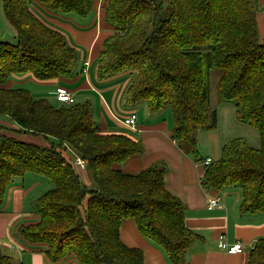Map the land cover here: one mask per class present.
<instances>
[{
	"label": "trees",
	"instance_id": "trees-1",
	"mask_svg": "<svg viewBox=\"0 0 264 264\" xmlns=\"http://www.w3.org/2000/svg\"><path fill=\"white\" fill-rule=\"evenodd\" d=\"M98 1L3 0L17 44L0 42V116L18 127L17 134L42 137L50 146L6 136L11 128L0 125V206L14 178L37 175L51 188L34 202L39 221L21 226L17 234L30 246L45 247L49 262L73 256L79 264H145L142 250L121 241L123 223L133 221L170 264H187L189 249L201 237L187 228L185 205L165 186L167 168L155 165L138 174L119 169L144 153L141 141L102 133L89 103L55 108L28 90L6 88L15 75L51 81L75 73L77 50L31 5L52 15L88 18ZM102 4L114 34L104 41L98 77L134 75L127 104H146L151 114L169 108L173 140L195 159L200 158L197 134L218 128L210 74L220 70L219 98L234 104L238 122L258 133L259 147L243 138L225 144L220 160L205 167L202 186L205 191L238 188L241 214L264 213V44L258 0H169L166 10L164 0ZM69 150L85 162L88 185L77 172V159L64 154ZM0 264L15 261L0 250ZM247 264H264V239L256 242Z\"/></svg>",
	"mask_w": 264,
	"mask_h": 264
},
{
	"label": "crops",
	"instance_id": "crops-1",
	"mask_svg": "<svg viewBox=\"0 0 264 264\" xmlns=\"http://www.w3.org/2000/svg\"><path fill=\"white\" fill-rule=\"evenodd\" d=\"M258 4L259 38L264 44V0H258ZM93 14L94 19L85 24H80L71 15L50 14L49 18L45 19V24L49 27L58 28V31L62 32L65 37L69 36L74 46L83 45L84 53L77 59V68H75L73 77L38 81L30 75L40 84H34L35 91L30 89L28 91L32 96L33 94L38 96V100L50 101L53 98L55 101L59 89H65L72 93L76 104L89 103L92 113L93 109L97 111L99 119L94 115L93 117L102 133L126 134L136 141H141L144 153L121 165L119 169L123 172L138 174L155 165H164L167 168L165 186L185 205L187 228L201 237L187 253L188 264H247L249 254L256 242L264 239V213L241 214L242 193L238 188L224 191L204 190L202 180L206 169L203 161L206 158L217 161L219 158L200 155L199 159H195L179 148L173 140V116L166 110L151 114L146 104L141 107H138L140 104L128 105L126 92L134 75L119 74L104 80L98 77V58L103 50L104 41L114 32L104 20L101 0L95 6ZM86 69L88 71L83 72ZM28 75H18L14 82H8L6 88L14 89L15 86L27 82L34 83ZM96 80L101 83L97 84L98 87L95 85ZM120 92H122V96L119 101ZM132 115L137 116L136 131L130 130L122 124L123 120ZM8 126L18 130L15 125ZM25 138L28 139L22 141L41 144V142L30 141L29 138L35 137L25 136ZM218 143L221 144L219 139ZM41 146H45V144ZM253 146L258 148L259 142ZM222 147L220 145L219 149L217 148L214 152H219ZM199 160L202 161L199 162ZM26 177H22L21 180L13 179L7 190L4 203L0 206V250L3 254L13 258L15 264H53L44 254L45 247L30 246L17 234V230L21 226L39 221V215L31 214L29 210L42 195L34 198L35 200L32 199L29 193L32 192L31 188L38 187V184L35 183L27 190ZM84 180V183L88 185L89 180L86 178ZM214 197H219L221 203L213 210H209V201ZM120 235L125 246L143 251L145 264H170L165 252L141 236L133 221L123 223ZM221 236L225 238L228 245L240 242L243 245V252L234 254L220 249L218 240ZM56 264H79V262L75 257L70 256Z\"/></svg>",
	"mask_w": 264,
	"mask_h": 264
},
{
	"label": "rangeland",
	"instance_id": "rangeland-1",
	"mask_svg": "<svg viewBox=\"0 0 264 264\" xmlns=\"http://www.w3.org/2000/svg\"><path fill=\"white\" fill-rule=\"evenodd\" d=\"M104 2V1H103ZM164 10H166L169 7V0H164ZM103 7V4L101 5ZM31 11L35 13L44 23L45 19L49 18L50 14L46 12H42L36 5H31ZM52 16V15H51ZM94 14L92 17L88 18H79L76 16L72 15V18L76 19L77 22L80 24H85L86 22L89 23L90 20H93ZM60 18V17H57ZM51 27V26H50ZM54 29L55 27H52ZM68 37V39H67ZM66 39L69 43L70 46L74 47L77 50L78 57H80L81 54L84 53V47L83 45H77L74 46V44L71 42L69 36H67ZM0 42L4 43H9L11 45H16L17 44V38H16V31L15 29L7 22L5 15H4V10H3V0H0ZM77 68V66H76ZM93 75V73H92ZM18 75H15L11 77V79L8 82H14ZM29 78H32L34 83H26V84H21L18 86H15L14 88H22L25 90H34V84H40L38 81L33 79L30 75H28ZM221 77V72L219 69H213L210 74V95H211V103H212V109H215L218 112V128L214 132H208V131H202L199 132L198 139H199V151L200 155L202 157H206V155H209L213 158H216L220 160L221 158V150L219 152H214L217 148L219 149L220 145L221 147L224 146L225 144L230 143L234 139L237 138H243L245 139L252 147L253 145H257L259 142V135L258 133L248 125L242 124L238 122L237 117H236V110H235V105L234 104H227L221 101L218 95V82ZM134 80V79H133ZM7 82V84H8ZM110 82V81H106ZM6 84V85H7ZM11 84V83H10ZM97 84H101L98 80L95 81V85L98 87ZM129 88V87H128ZM99 89V88H97ZM29 90V91H30ZM121 91V90H120ZM36 93V92H32ZM34 96V94H33ZM119 101L121 100L122 92L119 93ZM34 98L38 99V96H34ZM55 108H61L63 105L58 103L56 100L52 98L49 101ZM120 103V102H119ZM76 104V103H75ZM100 104V103H99ZM141 105L145 104H140L138 107H141ZM166 112L171 115V110L168 108L166 109ZM93 115L95 118L99 119L97 116V111L93 109ZM173 119V117H172ZM0 125L5 126L6 128H11L8 125H15L14 123L11 122V120L7 117H2L0 116ZM124 125V124H123ZM16 126V125H15ZM4 135L6 136H12L20 140L26 139L25 136H31L28 134H17L15 132L14 128H11L7 131L4 132ZM37 138V139H35ZM33 139L29 138L30 141L34 142H41L39 145H44L45 146H50V142H48L46 139L42 137H35ZM28 139V138H27ZM26 139V140H27ZM220 140L221 144H217V140ZM218 145V146H217ZM187 150V148L185 147ZM64 154L70 159L74 158L75 160H81L80 158L76 157V155L72 151H66ZM217 160V161H218ZM86 166V165H85ZM77 172L81 175V178L83 182L85 181L84 179L87 178L86 174L84 171L81 170L80 167H76ZM22 178H17L16 180H21ZM38 184V187L36 188H31V191L29 193L30 196H32V199L39 197L40 195H43L47 190L51 188V185L48 181L44 180L41 177H38L37 175H28L25 180V186L27 190L28 188L32 185ZM35 200V199H34ZM33 200V201H34ZM29 213L37 214L36 208L34 205L31 206ZM188 264V263H187Z\"/></svg>",
	"mask_w": 264,
	"mask_h": 264
},
{
	"label": "built area",
	"instance_id": "built-area-1",
	"mask_svg": "<svg viewBox=\"0 0 264 264\" xmlns=\"http://www.w3.org/2000/svg\"><path fill=\"white\" fill-rule=\"evenodd\" d=\"M102 3V0H101ZM86 67L87 64H86ZM88 70L86 69V71L83 72H87ZM56 100L58 103L62 104V105H74L75 104V100L73 98L72 93H70L69 91L65 90V89H59V91L56 93ZM122 124H124L125 127H127L130 130L136 131L137 130V116L136 115H132L129 118L123 120ZM213 160L211 158H206L203 161V165L205 167L210 166L211 164H213ZM76 167H80L82 171H85V162L82 160H76L75 163ZM221 203V199L219 197H214L211 198L209 201V210H213L214 208L218 207ZM218 247L220 249L223 250H227V252L229 253H242L243 252V245L240 242H236L233 245H228V243L226 242L225 238L223 236H221L218 240Z\"/></svg>",
	"mask_w": 264,
	"mask_h": 264
}]
</instances>
